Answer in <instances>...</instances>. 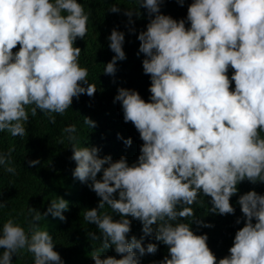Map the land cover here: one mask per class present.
<instances>
[{
	"label": "clouds",
	"instance_id": "1",
	"mask_svg": "<svg viewBox=\"0 0 264 264\" xmlns=\"http://www.w3.org/2000/svg\"><path fill=\"white\" fill-rule=\"evenodd\" d=\"M165 2L136 0L148 18L137 36L143 73L150 77L148 101L123 87L114 98L143 142L137 160L101 158L98 147L79 146L75 125L64 129L74 179L99 198L96 208L82 213L99 233H87L100 244L90 257L94 264H142L163 245L167 254L152 264H264V195L238 190L245 181L264 184V0H192L179 20L162 13ZM175 2L184 6L186 0ZM108 11L119 14L121 7L113 3ZM123 15L136 34L133 17L140 11ZM88 23L78 0H0V133L23 138L29 108L32 117L39 111L54 124V114L64 115L74 98L95 96L75 46ZM107 40L114 56L104 74L115 77L117 63L127 59L125 33L113 28ZM84 124L97 127L90 117ZM11 157V149L0 151V168L15 174ZM40 163L28 161L30 167ZM234 196L242 213L235 223L243 227L229 254L218 258L207 234L193 231V224L213 225L197 218L192 206H204L201 197H207L209 213L235 215ZM6 206L0 196V209ZM68 209L69 202L56 196L43 213L28 208L27 229L11 218L3 222L0 264H14L25 252L33 264H64L40 221L50 215L66 222ZM133 221L142 225L139 238L131 234ZM147 238L157 243L146 244ZM110 249L120 258L105 256Z\"/></svg>",
	"mask_w": 264,
	"mask_h": 264
},
{
	"label": "trees",
	"instance_id": "2",
	"mask_svg": "<svg viewBox=\"0 0 264 264\" xmlns=\"http://www.w3.org/2000/svg\"><path fill=\"white\" fill-rule=\"evenodd\" d=\"M78 2L83 4L85 12L89 15V23L86 37L83 40L77 39L75 46L82 50L79 63L81 67L88 69V81L96 85L97 92L94 97L85 94L78 100L74 98L72 107L64 115L54 114L56 117L54 124L39 111L32 117L29 108V123L25 125L27 134L23 138L13 137L8 132L0 133V151L7 153L12 150V166L16 168L15 174L7 173L0 168V196L7 204L5 208L0 209V227L11 218L27 229V221L31 219L29 207L43 213L52 199L56 196L63 197L69 202V209L64 212L66 222L49 215L46 220L40 221V225L53 236L56 245L54 250L60 253L64 264H94L90 253L100 244L88 237L87 233H99L94 225L83 219L82 213L84 209L96 208L99 198L86 184L74 179L76 163L71 160L73 155L71 144L64 129L75 125L79 146L98 147L101 149V158L111 155L113 160H118L121 156H126L130 164L137 160L143 142L134 126L124 122L121 104L114 102V98L121 87L137 90L146 101L151 95L148 91L150 77L144 75L142 68L145 57L143 54L138 55L140 41L137 39L139 32L146 30L148 18L146 10L139 9L136 0H78ZM191 2L192 0H186L184 6H180L175 0H166L161 6V11L177 20L186 18ZM113 3L121 7V13H109L108 10ZM124 10L141 13L140 17H133L136 34L129 32L131 26H126L128 17L123 15ZM113 28L125 33L124 51L127 56L125 61L117 63L115 77L104 74V65L114 56L107 40ZM84 117H90L96 122L97 127L91 129L85 125ZM118 134L123 140L131 138L133 141L131 147H126L123 140L118 139ZM261 135L264 136V133ZM61 139L64 140L63 144L59 143ZM30 160H40L41 163L36 167H30L28 164ZM238 190L239 194L255 190L264 195V184L253 185L245 181L238 185ZM201 199L205 200V205L194 204L193 210L204 224L213 227L193 224L192 229L197 235L207 234L209 247L218 258H223L229 254L228 250L232 246L236 231L243 227V224L235 223L242 215L237 203L238 196L232 197L230 201L236 213L228 216L209 213L207 208L211 207L210 198ZM114 218L119 219L118 216ZM141 228L142 225L138 221H133L131 234L139 238L142 235ZM148 242L157 243L152 238H147L145 243ZM166 254L167 248L160 245L155 255H146L142 258V264H152L153 261L163 259ZM104 255L117 256L112 249ZM14 264H33V258L31 254L25 252L19 258H14Z\"/></svg>",
	"mask_w": 264,
	"mask_h": 264
}]
</instances>
